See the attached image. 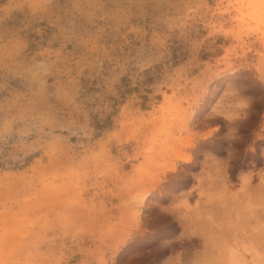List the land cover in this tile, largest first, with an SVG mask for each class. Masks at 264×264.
Here are the masks:
<instances>
[{
  "label": "rangeland",
  "instance_id": "rangeland-1",
  "mask_svg": "<svg viewBox=\"0 0 264 264\" xmlns=\"http://www.w3.org/2000/svg\"><path fill=\"white\" fill-rule=\"evenodd\" d=\"M263 173L264 0H0V264H264Z\"/></svg>",
  "mask_w": 264,
  "mask_h": 264
},
{
  "label": "trees",
  "instance_id": "trees-1",
  "mask_svg": "<svg viewBox=\"0 0 264 264\" xmlns=\"http://www.w3.org/2000/svg\"><path fill=\"white\" fill-rule=\"evenodd\" d=\"M223 129V128H221ZM221 155L224 154V151L220 152ZM232 166L228 169V173H229V176L232 180H235V176H236V173L238 172L239 169H246V167L244 166H241V167H238L237 163L233 162L231 163ZM262 166V157L258 155V157H256V163H255V167H260Z\"/></svg>",
  "mask_w": 264,
  "mask_h": 264
},
{
  "label": "bare ground",
  "instance_id": "bare-ground-1",
  "mask_svg": "<svg viewBox=\"0 0 264 264\" xmlns=\"http://www.w3.org/2000/svg\"><path fill=\"white\" fill-rule=\"evenodd\" d=\"M263 180H264V173L261 175L259 182L256 184V186H258V188H262V187H263V186H262ZM249 186H250V185H249V178H248L245 174H243V175L241 176V184H240V188H239L238 190H239V191H240V190H245V189H247ZM238 190H237V191H238ZM241 192H242V191H241ZM226 255H227V254H226ZM226 255H225V256H226Z\"/></svg>",
  "mask_w": 264,
  "mask_h": 264
},
{
  "label": "crops",
  "instance_id": "crops-1",
  "mask_svg": "<svg viewBox=\"0 0 264 264\" xmlns=\"http://www.w3.org/2000/svg\"><path fill=\"white\" fill-rule=\"evenodd\" d=\"M260 230H264V226L260 228Z\"/></svg>",
  "mask_w": 264,
  "mask_h": 264
}]
</instances>
